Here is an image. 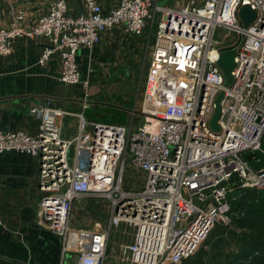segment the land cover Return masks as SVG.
<instances>
[{"label": "built area", "instance_id": "built-area-1", "mask_svg": "<svg viewBox=\"0 0 264 264\" xmlns=\"http://www.w3.org/2000/svg\"><path fill=\"white\" fill-rule=\"evenodd\" d=\"M80 1L84 10L76 15L67 0H53L32 26H21L20 10L8 28L0 27V57L11 55L15 38H44L38 64L57 55L58 81L82 96L74 137H61L60 119L69 113L45 97L31 112L35 135L0 123V154L36 161V223L75 264H106L109 237L120 225L132 229V242L117 246L115 264H184L216 224L231 228L227 195L264 190V169L254 171L241 158L264 137V0H206L178 9L158 0H118L107 12L99 0ZM246 5L256 18L244 29L238 11ZM115 27L142 38L145 65L142 100L124 125L84 118L98 90L91 69L82 76L77 61L79 49L92 51ZM223 49L236 50L228 88L216 66ZM220 92V131L212 133ZM127 167L138 177L125 184ZM85 199L106 203L98 229L72 225L73 205Z\"/></svg>", "mask_w": 264, "mask_h": 264}, {"label": "crops", "instance_id": "crops-1", "mask_svg": "<svg viewBox=\"0 0 264 264\" xmlns=\"http://www.w3.org/2000/svg\"><path fill=\"white\" fill-rule=\"evenodd\" d=\"M52 1L0 0V27L8 28L20 10L24 12L21 26L30 27L40 15L47 12ZM99 1L104 12L118 2ZM67 4L71 15L84 10L80 0H67ZM127 40L142 49V38L126 33L122 27L102 33L100 42L92 51L79 49L77 61L81 73L97 60L105 59L106 62L110 48L124 49ZM46 46V39L41 37H18L13 40L11 55L0 57V123L4 130H21L35 135L38 121L31 112L41 99L48 97L53 100L55 107L69 113L60 119L61 137L71 139L77 132L74 114L80 112L81 92L77 86H66L58 81L57 55H53L43 66L38 64ZM85 74L82 73V76ZM93 78L91 74L90 83L95 87ZM98 99L97 95L93 97L90 106L99 104ZM37 173V163L32 157L13 152L0 154V264H75L73 254H61L59 239L36 223L35 213L41 199ZM99 202L85 199L82 205L74 203L71 216L73 227L98 229L102 226L103 222L97 217L102 210L106 212V207ZM132 234V229L125 225L118 226L112 232L107 245L106 264H115L117 246L130 244ZM236 249L232 245L229 251Z\"/></svg>", "mask_w": 264, "mask_h": 264}, {"label": "rangeland", "instance_id": "rangeland-1", "mask_svg": "<svg viewBox=\"0 0 264 264\" xmlns=\"http://www.w3.org/2000/svg\"><path fill=\"white\" fill-rule=\"evenodd\" d=\"M206 0H158L157 5L166 6L173 9L185 6L191 2L194 6H201ZM131 47V48H128ZM132 41L124 42V49L110 48L108 58L97 60L90 66L91 74L94 75L93 83L98 89L97 105L89 106L84 112V118L93 122L107 124H127L130 114L134 108L138 110L142 100L144 89L145 65L143 63L142 49ZM107 67V68H106ZM86 70H82L85 74ZM136 105V106H135ZM77 112V111H76ZM77 112L76 114H78ZM140 121L137 117L134 121L136 126ZM128 164V163H127ZM130 177V179H129ZM131 177L136 178L138 174L126 168L125 184ZM85 200L79 202L82 205ZM106 206V203L99 202ZM97 217L98 220L105 222L106 213L103 212ZM89 221V220H88ZM228 228L223 224H216L210 233L201 243L197 252L184 264H222L230 250L232 243L227 245L222 243L220 249L214 244L217 242L218 235ZM111 237V236H110ZM227 239V238H225ZM110 241V238H109Z\"/></svg>", "mask_w": 264, "mask_h": 264}, {"label": "trees", "instance_id": "trees-1", "mask_svg": "<svg viewBox=\"0 0 264 264\" xmlns=\"http://www.w3.org/2000/svg\"><path fill=\"white\" fill-rule=\"evenodd\" d=\"M229 207L231 228L218 235L214 246L232 243L237 249L228 251L222 264H264V190H243Z\"/></svg>", "mask_w": 264, "mask_h": 264}, {"label": "water", "instance_id": "water-1", "mask_svg": "<svg viewBox=\"0 0 264 264\" xmlns=\"http://www.w3.org/2000/svg\"><path fill=\"white\" fill-rule=\"evenodd\" d=\"M238 18L244 29H246L256 18L255 12L249 6H242L238 11ZM236 56L235 49H223L219 54V59L216 66L221 71L224 78V88H228L232 83L231 72L235 67L234 58ZM223 97V92H220L214 99V110L213 114L208 123V128L212 133L220 131L218 120L221 113L220 101ZM241 158L246 162L254 171L264 169V137L261 140L259 147L255 150L245 152L241 155ZM236 180V176L229 180L232 182ZM224 184V183H223ZM242 191H236L232 194L227 195V200L231 201L240 196Z\"/></svg>", "mask_w": 264, "mask_h": 264}]
</instances>
